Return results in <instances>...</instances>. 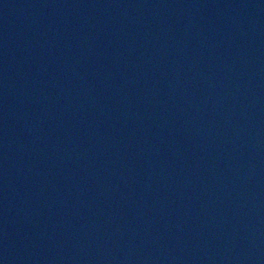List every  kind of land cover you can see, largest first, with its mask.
Listing matches in <instances>:
<instances>
[{
	"label": "water",
	"instance_id": "95a60500",
	"mask_svg": "<svg viewBox=\"0 0 264 264\" xmlns=\"http://www.w3.org/2000/svg\"><path fill=\"white\" fill-rule=\"evenodd\" d=\"M0 264H264V0H0Z\"/></svg>",
	"mask_w": 264,
	"mask_h": 264
}]
</instances>
